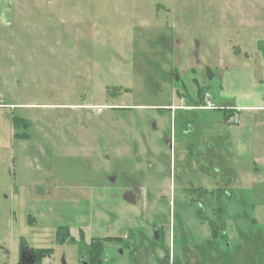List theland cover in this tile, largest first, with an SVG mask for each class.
Here are the masks:
<instances>
[{"label":"rangeland","instance_id":"1","mask_svg":"<svg viewBox=\"0 0 264 264\" xmlns=\"http://www.w3.org/2000/svg\"><path fill=\"white\" fill-rule=\"evenodd\" d=\"M9 3L10 22L0 23V264H18L21 247L67 224L86 226L87 241L138 239L141 222L158 219L178 246L183 232L208 230L198 187L227 228L219 247L208 234L189 235L191 245L214 248L221 264H264V111L243 109L230 123L201 99L218 94L221 106L235 86L264 90V0L0 7ZM109 251L111 262L133 256L122 245Z\"/></svg>","mask_w":264,"mask_h":264},{"label":"flooded vegetation","instance_id":"2","mask_svg":"<svg viewBox=\"0 0 264 264\" xmlns=\"http://www.w3.org/2000/svg\"><path fill=\"white\" fill-rule=\"evenodd\" d=\"M216 108L223 111L224 108L230 109L222 105H217ZM225 119L227 122L233 123L230 117H227V113H225ZM196 189L198 191L199 218L201 217L202 223L208 227L205 235L204 231L183 232L182 243L176 246L175 233L168 229L169 226L165 222L161 223L160 220L155 219L152 222L144 220L141 222L139 233L136 232L138 239H133L132 233L90 236L87 241L84 234L86 226L59 225L51 237L45 238L42 245L37 247L29 244L21 247L18 264H43L45 257H53L52 261L55 264H221L220 255L214 252V248L216 245L219 247L217 237L226 234L227 226L222 216L223 209L214 205L212 201L209 204L204 203L202 196L205 190L202 187ZM126 198L136 204V199L131 192L127 193ZM207 234L211 238L214 237V248L211 250L207 246L206 249L202 242L195 243L194 241L195 246L193 247L187 239L189 235L193 237V240L203 239ZM120 245L126 246L133 254L131 260L126 263L118 260L111 262L103 257L106 246L109 248V252H113L114 249H119ZM22 260L25 263H22Z\"/></svg>","mask_w":264,"mask_h":264},{"label":"crops","instance_id":"3","mask_svg":"<svg viewBox=\"0 0 264 264\" xmlns=\"http://www.w3.org/2000/svg\"><path fill=\"white\" fill-rule=\"evenodd\" d=\"M9 3L6 6L0 7V23L1 24H9ZM236 92L234 93V100L230 102L229 100L224 101V103H220V105L224 107H228L233 112V116H239L240 111L248 108L249 111H264V90H242L237 89L235 86ZM215 100L220 102V96L216 94L214 96ZM239 118V117H238ZM256 123H261L260 119L255 118ZM240 124V121L239 123Z\"/></svg>","mask_w":264,"mask_h":264},{"label":"built area","instance_id":"4","mask_svg":"<svg viewBox=\"0 0 264 264\" xmlns=\"http://www.w3.org/2000/svg\"><path fill=\"white\" fill-rule=\"evenodd\" d=\"M203 108H210V109H215L217 107V102L214 100L212 94L210 92H205L203 95ZM231 121L233 123H239V119L237 116L232 117Z\"/></svg>","mask_w":264,"mask_h":264},{"label":"trees","instance_id":"5","mask_svg":"<svg viewBox=\"0 0 264 264\" xmlns=\"http://www.w3.org/2000/svg\"><path fill=\"white\" fill-rule=\"evenodd\" d=\"M203 95H204V93L202 94V97H201V99H203ZM224 111H225V113H227V117H230L231 115H232V111H231V109H226V108H224ZM16 121V125L19 127V126H22L21 124H22V122H20V121H18V120H15ZM17 137H19L18 135H17Z\"/></svg>","mask_w":264,"mask_h":264},{"label":"water","instance_id":"6","mask_svg":"<svg viewBox=\"0 0 264 264\" xmlns=\"http://www.w3.org/2000/svg\"><path fill=\"white\" fill-rule=\"evenodd\" d=\"M177 78V77H176ZM22 263H25L23 260H22Z\"/></svg>","mask_w":264,"mask_h":264}]
</instances>
